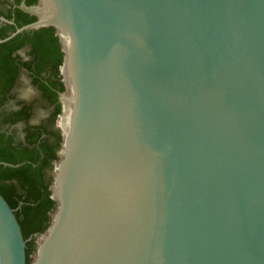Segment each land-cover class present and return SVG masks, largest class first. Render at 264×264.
I'll list each match as a JSON object with an SVG mask.
<instances>
[{"label": "water", "instance_id": "water-1", "mask_svg": "<svg viewBox=\"0 0 264 264\" xmlns=\"http://www.w3.org/2000/svg\"><path fill=\"white\" fill-rule=\"evenodd\" d=\"M55 29V208L30 264H264V0H37ZM0 193V264H28Z\"/></svg>", "mask_w": 264, "mask_h": 264}, {"label": "trees", "instance_id": "trees-1", "mask_svg": "<svg viewBox=\"0 0 264 264\" xmlns=\"http://www.w3.org/2000/svg\"><path fill=\"white\" fill-rule=\"evenodd\" d=\"M36 2L26 0L28 5ZM14 13L7 17L14 23L0 28V40L36 20L19 8ZM22 50L24 56L19 54ZM63 59L52 27L24 31L0 43V193L15 210L24 237L29 239L28 264L36 249V235L46 231L55 208L50 185L62 141L57 123L62 113L59 94L65 90ZM23 72L38 89V96L31 100H20L14 93ZM41 109L49 112L36 122Z\"/></svg>", "mask_w": 264, "mask_h": 264}, {"label": "rangeland", "instance_id": "rangeland-1", "mask_svg": "<svg viewBox=\"0 0 264 264\" xmlns=\"http://www.w3.org/2000/svg\"><path fill=\"white\" fill-rule=\"evenodd\" d=\"M20 55L24 56L25 51H20ZM14 93L16 94L17 98L20 100H31L38 96V89L31 83V80L26 72H23L21 81L17 88L15 89ZM49 112V109H41L38 111L37 116L34 121H39L43 116H46Z\"/></svg>", "mask_w": 264, "mask_h": 264}, {"label": "flooded vegetation", "instance_id": "flooded-vegetation-1", "mask_svg": "<svg viewBox=\"0 0 264 264\" xmlns=\"http://www.w3.org/2000/svg\"><path fill=\"white\" fill-rule=\"evenodd\" d=\"M22 2L26 3V0H21L18 4L16 0H0V28L7 23H14L13 20H9L7 17L10 13H14L16 8L20 9L19 6ZM11 102H9V104H11Z\"/></svg>", "mask_w": 264, "mask_h": 264}]
</instances>
